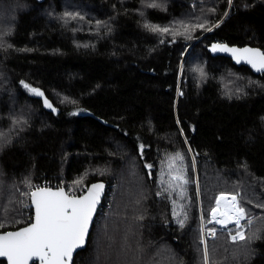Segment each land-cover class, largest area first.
I'll use <instances>...</instances> for the list:
<instances>
[{
	"label": "trees",
	"instance_id": "1",
	"mask_svg": "<svg viewBox=\"0 0 264 264\" xmlns=\"http://www.w3.org/2000/svg\"><path fill=\"white\" fill-rule=\"evenodd\" d=\"M214 41L264 49V0H0V231L32 220L44 179L103 180L74 264H206L201 240L207 264H264V73ZM221 193L240 227L211 222Z\"/></svg>",
	"mask_w": 264,
	"mask_h": 264
},
{
	"label": "snow or ice",
	"instance_id": "2",
	"mask_svg": "<svg viewBox=\"0 0 264 264\" xmlns=\"http://www.w3.org/2000/svg\"><path fill=\"white\" fill-rule=\"evenodd\" d=\"M66 15L71 16L72 14L66 13ZM146 27L154 32H169L168 28H160L156 25H146ZM195 27H204V25L198 24ZM207 30L211 31L210 28ZM217 50L230 52L237 62L244 59L257 71L264 72V52L258 49H237L229 48L227 45H214L213 51ZM25 87L29 86L25 85ZM31 91L36 95L43 96L39 89L32 88ZM45 104L51 107L47 100H45ZM174 159L183 161L184 157L177 153ZM146 167L151 168L152 166L146 165ZM169 167L171 168V164ZM173 181H182L183 184L189 182L184 175L180 174L168 181L169 187L173 186ZM103 188V184H94L86 194L76 196L74 193L69 194L63 188L53 191L50 188L37 187L30 193L31 202L35 206L34 223L19 231L0 234V257L6 258L8 264H30V261L33 264L36 261L39 264H71L73 252L85 243L92 216ZM168 190V188L164 189L165 192ZM228 199L226 194H220L216 200V207L210 212L212 220L225 227L233 222L240 226V221L246 218V209L240 206L235 196L231 197L230 206L221 208V201ZM178 222L183 225L182 220ZM247 222L251 224L252 221L248 220ZM208 235L214 239L215 229L209 230ZM231 239L235 242L238 239L244 240L245 236L242 231H237L235 235L231 236ZM201 243L204 244V260L207 264L209 259L207 242L201 240Z\"/></svg>",
	"mask_w": 264,
	"mask_h": 264
},
{
	"label": "water",
	"instance_id": "3",
	"mask_svg": "<svg viewBox=\"0 0 264 264\" xmlns=\"http://www.w3.org/2000/svg\"><path fill=\"white\" fill-rule=\"evenodd\" d=\"M37 1H39V2H43V1H45V0H37ZM214 45H227L229 48H237V49L251 48V49H258V50H260L261 52H264V49H262L260 46H255V45H237V44H229V43H227V42L214 41V42L210 45L209 50H210V53H211L212 56H225V57H229V58H230V59H231L236 65H239V66H240V65H245V66L249 67V68H250L255 74H262V73H264V72H262V71H257L255 68L252 67L251 64L247 63L244 59H241L239 62H237V59H236V58H235L230 52H227V51H219V50H217V51H213V46H214ZM41 92H42V91H41ZM42 93H43V92H42ZM41 97H42V101H43V106H44V108H45L46 110H48V111L54 113V115H58V114L60 113V111H61L60 107L57 106V105H55V104L53 103V101L50 100V99L47 97L46 94L43 93V96H41ZM45 100H47V101L49 102V104L51 105V107H48V106L45 104ZM94 184H103V185H104V188H103V190H102L101 193H100L99 202L97 203L96 208H95V212H94V214H93V216H92V222H91V224H90L89 231H88V235H87V237H86V239H85V243H84V245H83L82 247L77 248V249L73 252L72 260H71V264H74V260H75V256H76V254H77L79 251H81V250H83V249H85V248L87 247V245H88V241H89V236H90V233H91V230H92V228H93V225H94V222H95V220H96V217H97V215H98V213H99V211H100V209H101V207H102V203H103L104 197H105V195H106V193H107V190H108V184H107V182H105V181H103V180H97V181L92 182V183L87 187V189H86L83 193L78 194V195H76V196H82V195L86 194L87 191H88V189L91 188V186L94 185ZM41 188H50V189H52L53 191L57 190L58 188H63V189L67 192V189H66L65 187H41ZM35 190H36V188H35L34 190H32V191H35ZM32 191H31V192H32ZM230 195H232V194H230ZM219 196H220V195H219ZM233 196H235V197H236V200H237V196H236V195H233ZM30 202H31V198H30ZM31 206H32V210H33V216H32V220H31L28 224L23 225V226H21V227H18V228H16V229L0 231V234H3V233H5V232H15V231H19V230H21V229H23V228H25V227H28L30 224L34 223V220H35V206L32 204V202H31ZM220 226H222V225H220ZM0 260H5L6 263L8 264L6 258L0 257ZM36 262L39 264L38 261H36ZM30 264H33V262L30 261Z\"/></svg>",
	"mask_w": 264,
	"mask_h": 264
},
{
	"label": "built area",
	"instance_id": "4",
	"mask_svg": "<svg viewBox=\"0 0 264 264\" xmlns=\"http://www.w3.org/2000/svg\"><path fill=\"white\" fill-rule=\"evenodd\" d=\"M57 186H58L57 183H53V182H51V181H49L47 179H44L42 182H40L36 186H34V189L37 188V187H57ZM86 189H87V187L84 190H82L80 193H78V194L83 193ZM73 193H74L73 190H71V194H73ZM209 230H211V229H209ZM209 230H208V232H209ZM208 232H207V234H208ZM209 237H211V236H209Z\"/></svg>",
	"mask_w": 264,
	"mask_h": 264
},
{
	"label": "rangeland",
	"instance_id": "5",
	"mask_svg": "<svg viewBox=\"0 0 264 264\" xmlns=\"http://www.w3.org/2000/svg\"><path fill=\"white\" fill-rule=\"evenodd\" d=\"M57 187H64V186H57ZM68 187V186H67ZM67 187H65L66 189H67V192H69V194H71V190H73V192H74V194L75 195H78V194H76V193H80L82 190H84L86 187H84L83 189H80L79 190V192L77 191V190H75L73 187L72 188H69V190H68V188ZM32 190H34V187H32L30 190H29V200H30V193H31V191ZM226 195H230V194H226ZM232 195H235V194H232ZM237 196V195H236ZM238 201V200H237ZM30 205H31V202H30ZM216 207V206H215ZM221 208H223L222 206H221ZM218 218H220V217H218ZM243 220V219H242ZM242 220L240 221V225H241V222H242ZM211 222H214L215 223V221H213L212 220V217H211ZM217 224V223H216ZM230 224H235L234 222L233 223H229V224H227V226L228 225H230ZM218 225H221V224H218ZM238 226V225H237ZM238 227H240V226H238Z\"/></svg>",
	"mask_w": 264,
	"mask_h": 264
},
{
	"label": "bare ground",
	"instance_id": "6",
	"mask_svg": "<svg viewBox=\"0 0 264 264\" xmlns=\"http://www.w3.org/2000/svg\"><path fill=\"white\" fill-rule=\"evenodd\" d=\"M228 197H229V199L227 200V201H221V206L224 208V207H226V206H230L231 205V203H232V201H231V197L233 196V195H227ZM10 229V228H9Z\"/></svg>",
	"mask_w": 264,
	"mask_h": 264
}]
</instances>
